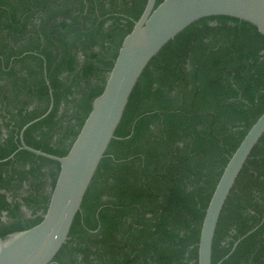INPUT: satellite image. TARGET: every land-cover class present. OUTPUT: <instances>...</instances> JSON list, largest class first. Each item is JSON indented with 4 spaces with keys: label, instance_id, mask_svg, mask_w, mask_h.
I'll return each mask as SVG.
<instances>
[{
    "label": "trees",
    "instance_id": "trees-1",
    "mask_svg": "<svg viewBox=\"0 0 264 264\" xmlns=\"http://www.w3.org/2000/svg\"><path fill=\"white\" fill-rule=\"evenodd\" d=\"M147 1L0 0V238L42 222L60 171L19 151L21 130L53 101L24 141L68 155ZM263 113L264 36L223 16L188 27L137 83L56 264H198L213 192ZM220 262L264 264V136L221 214Z\"/></svg>",
    "mask_w": 264,
    "mask_h": 264
},
{
    "label": "water",
    "instance_id": "water-1",
    "mask_svg": "<svg viewBox=\"0 0 264 264\" xmlns=\"http://www.w3.org/2000/svg\"><path fill=\"white\" fill-rule=\"evenodd\" d=\"M156 3L157 0L147 1L141 18L125 37L104 91L67 156L36 150L24 141L27 129L52 112L53 101L44 116L21 130L19 151L57 162L60 171L42 222L7 239L0 238V264H56L54 260L69 240L74 220L116 138L137 83L169 42L194 23L219 16L247 22L264 36V0H164L157 7ZM50 94L52 96V91ZM263 136L264 113L230 158L213 192L202 224L198 264H212L213 242L221 214L241 171Z\"/></svg>",
    "mask_w": 264,
    "mask_h": 264
},
{
    "label": "flooded vegetation",
    "instance_id": "flooded-vegetation-1",
    "mask_svg": "<svg viewBox=\"0 0 264 264\" xmlns=\"http://www.w3.org/2000/svg\"><path fill=\"white\" fill-rule=\"evenodd\" d=\"M19 201V200H18ZM22 212L25 214L26 218H31L32 217V212L27 210L24 206H22ZM29 212V213H28ZM30 214V215H29ZM4 217L2 218V220H7V217H6V213H4L3 215ZM28 216V217H27Z\"/></svg>",
    "mask_w": 264,
    "mask_h": 264
},
{
    "label": "rangeland",
    "instance_id": "rangeland-1",
    "mask_svg": "<svg viewBox=\"0 0 264 264\" xmlns=\"http://www.w3.org/2000/svg\"><path fill=\"white\" fill-rule=\"evenodd\" d=\"M49 188H50V187H47V191H48V192H50V189H49ZM28 213H29V212H28ZM29 215H30V214H29ZM27 217H28V216H27Z\"/></svg>",
    "mask_w": 264,
    "mask_h": 264
}]
</instances>
